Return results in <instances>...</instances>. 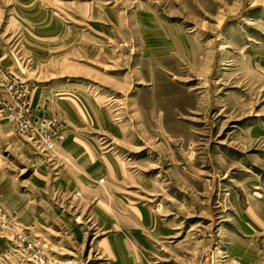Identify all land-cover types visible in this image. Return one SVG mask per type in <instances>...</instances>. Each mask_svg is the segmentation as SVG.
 <instances>
[{"label": "rangeland", "instance_id": "1", "mask_svg": "<svg viewBox=\"0 0 264 264\" xmlns=\"http://www.w3.org/2000/svg\"><path fill=\"white\" fill-rule=\"evenodd\" d=\"M0 264H264V0H0Z\"/></svg>", "mask_w": 264, "mask_h": 264}, {"label": "built area", "instance_id": "2", "mask_svg": "<svg viewBox=\"0 0 264 264\" xmlns=\"http://www.w3.org/2000/svg\"><path fill=\"white\" fill-rule=\"evenodd\" d=\"M7 91H9V93H10V95H11V100L13 101V96H12V93H13V86H12V85H9L8 88H7ZM22 95H23V94H22ZM19 97H21V95H19L18 98H19ZM23 99H24V95H23ZM14 106L19 107L20 110H21L20 113H18V114H16V115L13 114L15 117H18V116L21 117V116H22V111L25 110V108H24L23 105H18V104H16V103L9 105L8 108H7L6 111H5V112L7 113V115H8V117H9V119H12V111L14 110V109H13ZM19 117H18V118H15V119L18 120V121H20V122H24V121L20 120ZM21 127H22V125H21ZM26 127H27V126L24 124V127H23V128H20V130H24V131H25V130H26ZM30 132H31V137L34 138V137H35V135H34V134H35L34 131H33V130H32V131L30 130ZM35 138H36V137H35ZM36 139H37V138H36ZM47 145H48L49 148H51V147L53 146L51 140L47 142Z\"/></svg>", "mask_w": 264, "mask_h": 264}]
</instances>
